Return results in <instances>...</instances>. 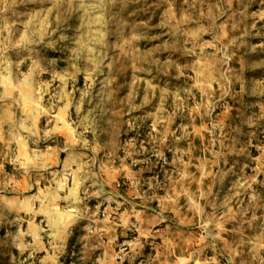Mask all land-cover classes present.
Listing matches in <instances>:
<instances>
[{
	"label": "clouds",
	"instance_id": "1",
	"mask_svg": "<svg viewBox=\"0 0 264 264\" xmlns=\"http://www.w3.org/2000/svg\"><path fill=\"white\" fill-rule=\"evenodd\" d=\"M0 264H264V0H0Z\"/></svg>",
	"mask_w": 264,
	"mask_h": 264
}]
</instances>
